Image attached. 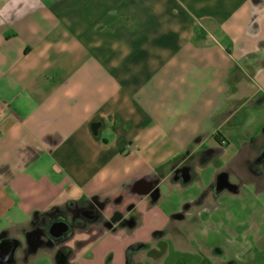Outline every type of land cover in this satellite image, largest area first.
<instances>
[{
    "label": "crops",
    "instance_id": "obj_1",
    "mask_svg": "<svg viewBox=\"0 0 264 264\" xmlns=\"http://www.w3.org/2000/svg\"><path fill=\"white\" fill-rule=\"evenodd\" d=\"M0 107V264H59L44 221L99 202L136 226L264 123V0H0ZM122 229L76 233L68 263L160 264L108 262Z\"/></svg>",
    "mask_w": 264,
    "mask_h": 264
},
{
    "label": "rangeland",
    "instance_id": "obj_2",
    "mask_svg": "<svg viewBox=\"0 0 264 264\" xmlns=\"http://www.w3.org/2000/svg\"><path fill=\"white\" fill-rule=\"evenodd\" d=\"M263 127L251 116L226 139L222 161L210 160L186 186L164 189L154 219L140 217L108 236L107 261L120 260L128 244L139 260L160 264H264ZM212 182L217 195L208 193ZM32 264L50 263L36 252Z\"/></svg>",
    "mask_w": 264,
    "mask_h": 264
},
{
    "label": "flooded vegetation",
    "instance_id": "obj_3",
    "mask_svg": "<svg viewBox=\"0 0 264 264\" xmlns=\"http://www.w3.org/2000/svg\"><path fill=\"white\" fill-rule=\"evenodd\" d=\"M188 169H190L191 174L194 176L195 173L191 170V168L188 167ZM208 193L217 195L218 190L215 188L214 183L211 185V189ZM158 198V190L150 191L151 201L156 202ZM104 206L105 205L103 203L94 202L85 207H77L73 205L69 207L67 211L58 212L53 222L48 219L44 221L45 225L42 227H36L33 230V234L31 236L32 249L33 246L35 247L36 245H38L39 248L57 247L56 255L59 264H69L68 262L73 256V251L67 246V243L76 235V233L91 234L100 229L115 232L127 225L134 224V218L132 216L126 218L123 212H119L117 210H114L110 216L105 218L102 216V209ZM132 208L133 206H128L125 213L127 214L130 212ZM64 224L66 230L65 232H60V230H62L61 226ZM133 253H135V251L129 248L125 252V255L128 259H131Z\"/></svg>",
    "mask_w": 264,
    "mask_h": 264
},
{
    "label": "water",
    "instance_id": "obj_4",
    "mask_svg": "<svg viewBox=\"0 0 264 264\" xmlns=\"http://www.w3.org/2000/svg\"><path fill=\"white\" fill-rule=\"evenodd\" d=\"M15 248H16V245L11 248L10 253H8V256L9 257H12L13 256L14 251H15ZM63 261H65V260H63Z\"/></svg>",
    "mask_w": 264,
    "mask_h": 264
},
{
    "label": "built area",
    "instance_id": "obj_5",
    "mask_svg": "<svg viewBox=\"0 0 264 264\" xmlns=\"http://www.w3.org/2000/svg\"><path fill=\"white\" fill-rule=\"evenodd\" d=\"M2 117H3V109L2 107H0V120L2 119Z\"/></svg>",
    "mask_w": 264,
    "mask_h": 264
}]
</instances>
